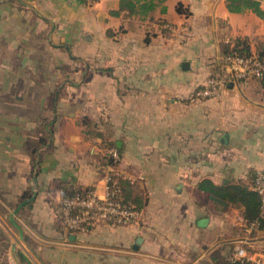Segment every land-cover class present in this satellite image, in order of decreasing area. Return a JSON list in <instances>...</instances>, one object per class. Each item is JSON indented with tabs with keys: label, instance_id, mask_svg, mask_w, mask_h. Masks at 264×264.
Returning <instances> with one entry per match:
<instances>
[{
	"label": "crops",
	"instance_id": "crops-1",
	"mask_svg": "<svg viewBox=\"0 0 264 264\" xmlns=\"http://www.w3.org/2000/svg\"><path fill=\"white\" fill-rule=\"evenodd\" d=\"M227 2L154 0L130 15L120 0H0V235L9 256L218 264L243 247L264 263V228L247 232L239 203L198 188L209 179L252 189L253 173L264 171L259 81L195 94L227 43L264 52V18ZM107 142L140 217L68 235L51 204L70 187L103 195Z\"/></svg>",
	"mask_w": 264,
	"mask_h": 264
},
{
	"label": "built area",
	"instance_id": "built-area-1",
	"mask_svg": "<svg viewBox=\"0 0 264 264\" xmlns=\"http://www.w3.org/2000/svg\"><path fill=\"white\" fill-rule=\"evenodd\" d=\"M166 29L171 30L169 25ZM264 76V60L256 54L240 56L236 53L223 54L215 69L198 87L195 94L198 98L218 96L220 89L239 80L259 78ZM106 156L111 163H107L109 171L105 178L103 195L92 190L77 191L70 195H63L51 204L52 214L59 227L65 233L75 234L85 231L88 227L103 222L108 225H126L137 222L140 211L128 203L124 197L118 170L120 155L115 147H108ZM252 189L258 194L260 211L258 218L246 224V231L251 233L264 228V171H256L253 175ZM261 264L259 259L249 255L243 247H236L227 257L226 264ZM4 264H19L10 255Z\"/></svg>",
	"mask_w": 264,
	"mask_h": 264
},
{
	"label": "trees",
	"instance_id": "trees-1",
	"mask_svg": "<svg viewBox=\"0 0 264 264\" xmlns=\"http://www.w3.org/2000/svg\"><path fill=\"white\" fill-rule=\"evenodd\" d=\"M158 2H164L165 0H157ZM156 3L154 0H120L119 9L127 11L128 14H145L146 11L154 8ZM251 8L258 16L264 18V11L260 8L259 2L255 0H228L227 7L230 11L238 12L240 7ZM164 8H162L163 10ZM177 10L179 13H184L181 5H178ZM236 53L240 56H250L253 54L250 50L249 44L244 39H235L231 44L227 43L224 48L223 54H233ZM260 59L264 60V52L255 53ZM218 62L214 63L213 70L215 69ZM212 70V71H213ZM259 83L264 87V76L256 78ZM106 148L115 147L112 142L106 143ZM105 164L111 163L110 159L106 156L103 157ZM254 175V173H253ZM252 175V180H253ZM122 185L124 197L128 203H130L126 196L125 182L124 179H120ZM253 183V181H252ZM198 188L206 191L209 194L211 200L219 202L222 205H226L228 202H233L235 204H240L243 207V218L246 224L251 223L256 220L260 211V200L258 194L247 187L240 184L235 185H215L209 179H202L198 183ZM82 189L78 188H68L64 195H70ZM230 255V254H229ZM228 255V256H229ZM227 256V257H228ZM227 257L222 262L218 264H226ZM238 264V263H236ZM264 264V263H261Z\"/></svg>",
	"mask_w": 264,
	"mask_h": 264
},
{
	"label": "rangeland",
	"instance_id": "rangeland-1",
	"mask_svg": "<svg viewBox=\"0 0 264 264\" xmlns=\"http://www.w3.org/2000/svg\"><path fill=\"white\" fill-rule=\"evenodd\" d=\"M4 236L0 235V264L5 263L7 258L9 257V254H10V242ZM18 254L19 253H15L14 257L16 258V260L18 261L19 264H29L28 261L22 260ZM33 260H34V264H41V263H39V261H37L35 259H33Z\"/></svg>",
	"mask_w": 264,
	"mask_h": 264
},
{
	"label": "water",
	"instance_id": "water-1",
	"mask_svg": "<svg viewBox=\"0 0 264 264\" xmlns=\"http://www.w3.org/2000/svg\"><path fill=\"white\" fill-rule=\"evenodd\" d=\"M181 66H182L183 69H187L189 67V63L186 62V61H183L182 64H181ZM136 243H138V240H137Z\"/></svg>",
	"mask_w": 264,
	"mask_h": 264
}]
</instances>
